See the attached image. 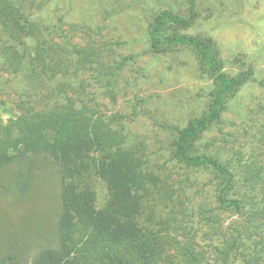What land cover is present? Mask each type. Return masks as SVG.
<instances>
[{"label": "rangeland", "instance_id": "374dc122", "mask_svg": "<svg viewBox=\"0 0 264 264\" xmlns=\"http://www.w3.org/2000/svg\"><path fill=\"white\" fill-rule=\"evenodd\" d=\"M198 7L191 26H169L165 34L211 42L220 51L221 71L232 78L241 73L239 59L247 58L258 82H248L230 100L222 122L197 139L194 152L226 163L240 151L245 159L264 164V0H199ZM162 10L187 16V0H36L32 13L39 27H59L66 43L89 52L90 62L76 74L62 70L53 79L36 80L25 72L7 73L0 62V124L27 110L47 112L69 102L117 117L143 149L146 169L160 178L165 193L149 196L145 217L161 223L173 213L178 224L173 232L181 243H197L206 255L202 264L222 263L220 249L229 230L237 227L248 239V253L260 251L264 264V230L250 231L238 213L218 205L223 180L212 169L190 168L174 157L180 131L206 114L216 83L185 56L153 52L151 26ZM44 36L50 37L47 32ZM65 57L70 64L68 54L58 52L59 59ZM59 91L64 98L57 97ZM28 165L23 190L0 178V257L16 252L31 262L56 244L61 184L56 167L44 158ZM233 169L240 178L239 168ZM91 185L103 207L109 195L106 184L94 177ZM229 197H248L241 181ZM260 200L252 201L253 211Z\"/></svg>", "mask_w": 264, "mask_h": 264}, {"label": "trees", "instance_id": "16d2710c", "mask_svg": "<svg viewBox=\"0 0 264 264\" xmlns=\"http://www.w3.org/2000/svg\"><path fill=\"white\" fill-rule=\"evenodd\" d=\"M35 2L0 0L2 70L13 75L25 72L32 80L53 79L62 70L76 74L90 62L91 55L66 43L59 27L40 28L32 13ZM187 4V16L168 10L156 15L150 31L151 48L156 54L167 50L191 59L199 71L214 79L216 89L208 95L211 104L206 114L180 131L174 157L190 168L212 169L223 180L217 194L219 207L238 213L250 231H263L264 222L259 218L264 219V164L245 159L240 151L226 163L214 155L194 152L197 139L211 125L222 122L230 100L248 82H258V75L252 62L244 57L238 61L241 73L229 77L221 71L217 54L220 51L211 42L167 36V27L187 28L197 19L199 0H187ZM44 32L49 36L55 32L57 36L46 37ZM59 51L68 54L70 64L66 57L58 58ZM77 55L79 62L75 61ZM57 97L64 98L60 91ZM142 150L117 117L99 114L75 102L47 112L27 110L6 124L1 123L0 178L23 190L29 175L28 163L44 158L56 167L61 209L54 246L41 251L31 262L16 252H6L0 257V264H202L206 255L197 249V243L193 239L181 243L173 232L178 230L173 213L162 217L161 223L154 216L145 217L149 196L156 193L165 197V193L159 187L160 178L146 169ZM234 166L241 171L240 178ZM94 177L108 188L103 207L98 206L91 185ZM239 181L248 197L230 198L229 193ZM170 199L173 200V193ZM254 199H261L255 211L251 208ZM229 233L220 249L221 264H262L260 251L248 253L250 245L242 230L236 227Z\"/></svg>", "mask_w": 264, "mask_h": 264}]
</instances>
